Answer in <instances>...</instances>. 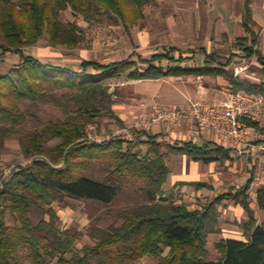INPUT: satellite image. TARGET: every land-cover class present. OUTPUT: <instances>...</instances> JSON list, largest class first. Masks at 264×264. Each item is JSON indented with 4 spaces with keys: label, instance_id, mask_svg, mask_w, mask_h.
I'll use <instances>...</instances> for the list:
<instances>
[{
    "label": "trees",
    "instance_id": "obj_1",
    "mask_svg": "<svg viewBox=\"0 0 264 264\" xmlns=\"http://www.w3.org/2000/svg\"><path fill=\"white\" fill-rule=\"evenodd\" d=\"M157 1L0 0V55L13 52L21 58L7 73H0V147L19 134L31 118L40 120L36 113L21 107L24 102L33 106L52 103L67 115L64 120L52 119L38 126L22 140L23 152L31 162L16 166L8 175L0 171V264H138L144 257L155 259L150 264H264V221L258 222L250 194L255 172L242 187L199 208L178 202L173 190L166 188L172 172L168 155L224 164L235 160L232 148L210 140L167 142L159 133L147 130H133V139L112 136L93 140L88 134L89 125L104 117L124 124L113 109V80L222 77L234 92L245 88L263 95L264 80L235 78L234 54L225 56L205 48L204 60L192 55V63L187 62L185 51L172 47L149 57L138 54L137 59H83L78 68L45 62L25 50L37 45L45 34L51 47L81 46L85 30L64 19L67 10L87 22L106 21L130 31L145 18L146 7ZM242 1L246 35L238 37L236 45L264 66L261 28L254 19L252 0ZM177 51L179 57L174 55ZM55 139L60 142L50 146ZM96 160L111 165L104 181L85 175ZM124 179L144 181L141 191L147 202L118 211L119 224L92 225L87 232L61 226L56 203L66 207L67 199L73 198L109 205ZM185 185L197 190L212 188L203 181H179L173 187ZM256 199L264 211V182ZM231 204L242 206L248 216L238 223L245 239L221 238L215 243L221 258L213 260L209 237L222 233L221 207ZM7 212L18 226L9 224ZM85 235L91 243L79 248Z\"/></svg>",
    "mask_w": 264,
    "mask_h": 264
},
{
    "label": "rangeland",
    "instance_id": "obj_2",
    "mask_svg": "<svg viewBox=\"0 0 264 264\" xmlns=\"http://www.w3.org/2000/svg\"><path fill=\"white\" fill-rule=\"evenodd\" d=\"M242 3V0H158L156 4L146 7L145 18L135 24L130 31H127L123 25H111L106 21L87 22L74 15L71 10H67L64 12V19L77 22L85 30L86 39L81 46L51 47L45 34L37 45L25 50L45 62L78 68L83 59L102 62L130 56L137 59L138 54L149 57L154 53L166 52L172 47L185 51V56L189 57L187 62L192 63L195 60L192 55L196 57V60H204L202 49L205 48L208 51L218 50L225 56L234 54L233 69L237 64L249 66L247 74L242 75L241 78H235L259 82L260 79L264 80L262 64L256 57L245 56L236 45V39L245 34L241 26ZM174 55L179 57L180 53L177 51ZM20 60V55L13 52L0 55V73H7ZM110 91L115 101L113 109L124 120V124L120 125L116 120L108 117L96 120L88 127L89 137L93 140H103L112 135L131 139L134 138L132 132L135 129L152 133L161 130L167 135V142L193 140L201 137L202 131L199 130L194 137L186 126L174 132L165 125L149 127L146 124L157 109L186 106L195 101L220 103L234 93L226 79L202 76L166 77L157 80H133L123 77L110 83ZM21 107L36 113L40 120L31 118L19 134L10 137L5 145L0 147V171L4 175H8L18 165L31 162L32 159L27 158L23 152L22 140H26L34 129L49 120L67 118V115L52 103L33 106L29 102H24ZM59 142V139H55L49 145L53 147ZM143 149H146L145 145ZM167 163L172 174L182 175L184 180H206L212 185V188L202 190L188 185L173 187L171 181L173 176L170 175V181L166 185L167 190H173L177 201L186 202L191 208H199L228 190L242 187L248 181L252 171L255 172V179L259 185L253 184L250 190L252 206L256 211L258 222L264 221V211L259 208L256 201L257 189L264 182L263 155L253 160L235 157L233 162L212 165L201 163L192 165L191 161L183 156L168 155ZM110 169L109 162L96 160L85 175L104 181ZM122 182L119 194L109 205L73 198L67 199L66 207L56 203L54 206L61 217V226L75 227L87 232L92 225L105 228L114 223L119 224L116 218L118 211L147 202L141 191L144 181L124 179ZM221 211L222 233L212 234L208 243L209 257L213 260L221 258L215 243L222 237L245 239L238 222H245L248 216L228 206L221 207ZM6 218L11 226H18L10 212H7ZM34 219L37 221L36 218ZM87 243H91V240L88 235H85L78 242V247L81 248ZM152 261L155 259L144 257L138 264H150Z\"/></svg>",
    "mask_w": 264,
    "mask_h": 264
},
{
    "label": "built area",
    "instance_id": "obj_3",
    "mask_svg": "<svg viewBox=\"0 0 264 264\" xmlns=\"http://www.w3.org/2000/svg\"><path fill=\"white\" fill-rule=\"evenodd\" d=\"M248 68L247 64L235 65V77L247 74ZM146 125H165L174 132L186 126L194 137L199 130L208 129L218 144L232 148L239 155L264 154V95L242 88L220 103L195 101L186 106L157 109Z\"/></svg>",
    "mask_w": 264,
    "mask_h": 264
},
{
    "label": "crops",
    "instance_id": "obj_4",
    "mask_svg": "<svg viewBox=\"0 0 264 264\" xmlns=\"http://www.w3.org/2000/svg\"><path fill=\"white\" fill-rule=\"evenodd\" d=\"M252 9H253V15H254V19H255V21L258 23V25L260 26V28H261V50H262V52L264 53V0H260L259 2L257 1V0H252ZM241 16H242V18H243V3H242V11H241ZM241 26H242V29L244 30V35L243 36H245L246 35V32H245V29H244V26H243V19H242V21H241ZM240 37H242V36H240ZM262 68H264V66L262 65ZM261 81H263V80H259V82H261ZM254 82V81H253ZM256 82V81H255ZM160 125H158V126H156V127H159ZM154 133H159L160 134V138L161 139H165L166 140V138H167V135L165 134V132H161V130H156ZM207 140H210V141H215V142H217L216 141V136L212 133V131L211 130H204V131H202V136L201 137H199V138H195V139H193V141H196V142H199V143H202V142H204V141H207ZM218 143V142H217ZM225 146V145H224ZM227 147V146H226ZM235 154V155H234ZM261 155H263L264 156V154H262V152H259L258 154H256V155H253V156H249V155H244V156H242V155H239V154H237L234 150H233V152H232V156L234 157V159H235V157H238V158H241V159H244V160H253V158H256V157H260ZM180 156H183V157H185V158H187V159H189L190 161H191V163H192V165H199L200 163L201 164H206V165H212L213 163H217V162H212V163H209V164H207V163H203V162H199V161H195V160H193V159H191L189 156H187V155H180ZM166 160H167V157H166ZM227 162H230V161H226V163ZM171 174H172V172H171ZM172 182H173V186H174V184L175 183H177V182H179V181H187V180H184V178L182 177V175H174V174H172ZM170 178V177H169ZM170 181V180H169ZM192 181H203V182H207L206 180H192ZM258 181L255 179V181H254V183L253 184H258L259 185V183H257ZM207 183H209V182H207ZM262 183V182H261ZM210 184V183H209ZM202 189H204V188H202ZM202 189H200V190H202ZM229 208H233V209H237L238 211H240L242 214L244 213V214H246V212H245V210H244V208L242 207V206H240V205H234V206H232V205H229L228 206ZM247 215V214H246ZM247 219H248V217H247ZM238 222V221H237ZM236 222V223H237ZM239 223V222H238ZM243 233V232H242ZM223 238V237H222ZM224 238H230V237H224ZM235 239H241V238H235Z\"/></svg>",
    "mask_w": 264,
    "mask_h": 264
}]
</instances>
